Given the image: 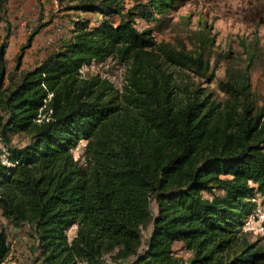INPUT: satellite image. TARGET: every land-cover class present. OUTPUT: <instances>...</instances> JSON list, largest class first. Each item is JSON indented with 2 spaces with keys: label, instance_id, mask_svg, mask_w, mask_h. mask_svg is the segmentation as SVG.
Masks as SVG:
<instances>
[{
  "label": "trees",
  "instance_id": "1",
  "mask_svg": "<svg viewBox=\"0 0 264 264\" xmlns=\"http://www.w3.org/2000/svg\"><path fill=\"white\" fill-rule=\"evenodd\" d=\"M177 1L77 0L73 8L100 21L75 20L19 76L7 72L8 43L0 44V207L12 225L32 228V264H106L107 256L115 264H264V245L243 228L259 198L264 204L255 53L217 82L227 95L220 99L199 81L216 80L213 38L188 48L155 37ZM108 58L126 68L122 88L82 71ZM16 134L26 141L15 143ZM176 241L187 259L176 255ZM10 253L0 229V264Z\"/></svg>",
  "mask_w": 264,
  "mask_h": 264
},
{
  "label": "rangeland",
  "instance_id": "2",
  "mask_svg": "<svg viewBox=\"0 0 264 264\" xmlns=\"http://www.w3.org/2000/svg\"><path fill=\"white\" fill-rule=\"evenodd\" d=\"M76 3L77 0H6L5 17L0 22V44L3 41L8 43L5 57L7 72H15L19 76L21 71L39 64L59 46L63 38L70 35L75 20L89 19L91 24L100 21L99 15L93 12L73 8ZM126 3L130 7L134 0H126ZM165 16L167 19L160 22L154 32L158 41H169L178 46L186 44L192 48L193 41L199 38L209 36L214 39L211 63L216 80L210 85L199 81L202 86L215 90L220 99L227 95L217 82L227 79L228 68L235 70L238 66L246 65L249 52H254L250 82L255 98L264 105V0H178ZM156 23L151 24L155 26ZM39 26L42 28L30 42L29 38ZM138 26L146 28L148 23L139 18ZM23 46L26 48L21 61H18ZM82 71L85 75L107 77L116 87L122 88L126 68L108 58L101 62L94 61L84 66ZM12 139L17 144L26 141L22 134L12 135ZM85 142L81 141L74 150L77 158L82 157ZM258 202L256 213L247 219L243 228L251 240L264 245V204L260 203V198ZM152 206L156 210V203L153 202ZM149 227L144 230L145 237L149 234ZM0 229L11 246V253L4 264H32L38 255L32 228L27 224L12 225L0 207ZM75 232L76 226L71 227L69 237L72 238ZM173 247L180 258L187 259L191 254L183 241H176ZM106 258V264H115L109 256ZM78 264L87 263L81 261Z\"/></svg>",
  "mask_w": 264,
  "mask_h": 264
}]
</instances>
